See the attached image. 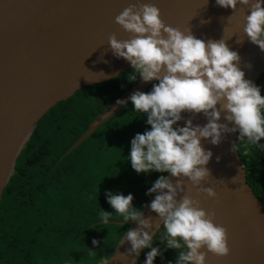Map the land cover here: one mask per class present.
I'll return each mask as SVG.
<instances>
[{
	"label": "water",
	"instance_id": "1",
	"mask_svg": "<svg viewBox=\"0 0 264 264\" xmlns=\"http://www.w3.org/2000/svg\"><path fill=\"white\" fill-rule=\"evenodd\" d=\"M155 5L162 22L197 39H224L229 50L240 57L238 67L244 78L256 85L264 71V52L244 36V16L248 7L217 6L215 0H139ZM137 0H0V203L2 194L15 172L16 160L26 147L38 121L57 103L65 101L85 87L108 82L131 66L116 58L108 46V37L127 40L114 18ZM264 7V5H262ZM247 65H250L248 67ZM155 81H139L98 115L87 131L70 147L66 155L84 142L101 124L129 101L133 92H144ZM258 86V85H257ZM261 89V86H259ZM118 100L125 104L117 103ZM193 125L203 126L201 114L182 112ZM221 123L223 113H221ZM175 127V125L173 126ZM229 127L231 124L229 123ZM238 133H224L217 145L201 138L211 158L205 167L209 176L199 187H210L215 197L197 193L183 180V195L200 200V207L212 214V222L226 230L228 254L217 256L206 249L205 264H264V208L246 179L238 149L232 148ZM169 178L175 182L174 177ZM155 193L148 203L154 199ZM144 205L143 217L158 219ZM130 228L137 225L127 222ZM130 245H117L112 256L100 264H129L133 255H121ZM144 249L136 257V264Z\"/></svg>",
	"mask_w": 264,
	"mask_h": 264
},
{
	"label": "clouds",
	"instance_id": "2",
	"mask_svg": "<svg viewBox=\"0 0 264 264\" xmlns=\"http://www.w3.org/2000/svg\"><path fill=\"white\" fill-rule=\"evenodd\" d=\"M215 4L232 11L238 4L248 7L244 36L264 52V0H215ZM114 22L131 34L127 40L108 37L112 55L131 66L127 80L133 82L138 75L142 82L155 81L150 91L137 90L127 98L134 112L146 116L150 129L131 138L126 158L137 174L155 171L176 179L173 182L169 175H160L147 188L145 195L155 193L147 207L156 213V221L143 217L132 206L131 193L105 190L106 202L113 212L101 209L99 222L107 224L115 213L122 217L121 222L136 223L135 228L125 230L119 242L130 245L121 253L133 255L129 264H136V257L146 248L150 250L143 264H153L164 249L179 250L175 264H205L202 248L217 256L227 255L226 230L212 222V214L200 207L199 199L182 194L183 180L186 178L198 194L216 195L210 187H199L209 176L205 165L212 156L210 150L201 147V138L217 145L224 133L237 132L238 141L264 149V144L258 143L264 138V96L259 86L244 78L238 67L240 57L229 50L224 39L205 42L189 30L185 33L167 26L155 5L139 0L125 7ZM182 112L192 116L201 113L207 122L193 125L189 118L179 126ZM221 113L225 123L219 122ZM232 148L237 150V144ZM158 234L164 249L152 246ZM97 243L95 238L91 240L93 246Z\"/></svg>",
	"mask_w": 264,
	"mask_h": 264
},
{
	"label": "trees",
	"instance_id": "3",
	"mask_svg": "<svg viewBox=\"0 0 264 264\" xmlns=\"http://www.w3.org/2000/svg\"><path fill=\"white\" fill-rule=\"evenodd\" d=\"M131 72L78 90L38 121L2 194L0 264H100L112 256L130 228L115 213L107 224L99 222L101 209L113 212L105 190L131 193L132 206L142 212L154 194L145 195L147 188L160 175H168L137 174L130 167L126 157L131 138L150 129L146 116L134 112L130 102L66 155L91 122L140 81L137 75L129 82ZM257 80L264 96V71ZM150 89L151 85L144 92ZM235 143L247 182L264 208V149ZM258 143L264 144V138ZM157 245L164 249L159 234L152 246ZM149 250L144 249L141 257ZM178 251L164 249L153 264L170 260L175 264Z\"/></svg>",
	"mask_w": 264,
	"mask_h": 264
},
{
	"label": "flooded vegetation",
	"instance_id": "4",
	"mask_svg": "<svg viewBox=\"0 0 264 264\" xmlns=\"http://www.w3.org/2000/svg\"><path fill=\"white\" fill-rule=\"evenodd\" d=\"M263 73V72H262ZM261 73V74H262ZM261 74L259 75V77L261 76ZM259 77H258V79H259ZM257 80V79H256ZM258 81V80H257ZM257 81H256V83H257ZM258 85V84H257ZM258 86H261V85H258ZM142 256V255H141ZM140 256V259H139V261L138 262H142V260H144L145 259V256L144 257H141ZM158 260H160V258H158ZM138 264V263H137Z\"/></svg>",
	"mask_w": 264,
	"mask_h": 264
}]
</instances>
